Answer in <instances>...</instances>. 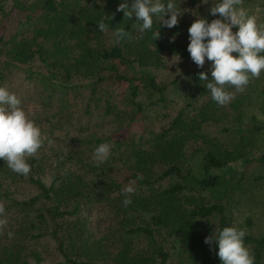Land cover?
Listing matches in <instances>:
<instances>
[{
	"label": "trees",
	"instance_id": "obj_1",
	"mask_svg": "<svg viewBox=\"0 0 264 264\" xmlns=\"http://www.w3.org/2000/svg\"><path fill=\"white\" fill-rule=\"evenodd\" d=\"M124 2L133 0L0 6L3 25L17 17L0 32V87L34 108L33 120L47 137L36 156L26 158V176L0 159V218L12 213L0 233V264H173V255L175 264H222L217 243L204 241L231 220L221 199L204 200L223 197L236 163L264 159V152L249 156L256 128L238 120L250 93H234L218 105L199 80L201 71L211 80L207 58L203 68L178 60L176 76L166 82L147 70L189 53L188 29L197 15L220 18L200 0H175L183 12L179 24L168 28L154 16L144 32L142 21L117 11ZM118 29L129 36L117 41ZM67 90H78L79 108H72ZM173 91L183 92L184 105L169 112ZM101 144L110 154L97 166ZM128 185L135 192L125 207ZM97 204L110 207L116 221L94 238L88 213ZM244 244L255 264H264V234L246 235Z\"/></svg>",
	"mask_w": 264,
	"mask_h": 264
},
{
	"label": "clouds",
	"instance_id": "obj_2",
	"mask_svg": "<svg viewBox=\"0 0 264 264\" xmlns=\"http://www.w3.org/2000/svg\"><path fill=\"white\" fill-rule=\"evenodd\" d=\"M208 4L209 0H200ZM243 0H217L210 8V14L220 18L212 19L200 17L191 23L189 32L188 52L193 62L200 68L205 64V58L211 62V80L205 72L199 73V80L206 81L205 88L210 90L212 99L218 105H225L234 98V93L226 86H232L237 91H243L252 78H259L264 71V23H258L256 15L242 7ZM117 11L131 19L133 15L137 21H142L140 32L150 30L153 17L168 28L179 24V17L183 14L175 0H133L119 4ZM167 15V19L165 16ZM237 31L233 32V27ZM100 31L106 30L104 20L98 24ZM117 41L128 37L124 29L116 32ZM160 36L157 30L154 39ZM179 60V59H178ZM31 111V110H29ZM47 137L42 135L40 127L29 112L21 106V100L0 87V159L7 162L8 167L17 174L28 175L31 166L26 158L36 156L43 147ZM51 143V141H48ZM110 154V146L101 144L95 150L94 159L97 166L104 162ZM135 192L132 185L125 186L123 205L132 203L131 195ZM5 213V204L0 202V217ZM6 218H0V233L6 227ZM9 232V238L12 237ZM246 231L235 226H225L215 236L205 237V243L211 245L213 240L218 245V257L222 264H255V257L245 246Z\"/></svg>",
	"mask_w": 264,
	"mask_h": 264
},
{
	"label": "rangeland",
	"instance_id": "obj_3",
	"mask_svg": "<svg viewBox=\"0 0 264 264\" xmlns=\"http://www.w3.org/2000/svg\"><path fill=\"white\" fill-rule=\"evenodd\" d=\"M10 2L11 0H0V6H2L4 11L8 9L11 4ZM216 2L217 0H209L208 4H202L201 2L200 4L206 8H211ZM242 7L249 14L256 15L258 23H264V0H243ZM16 18L14 16L10 20L8 18L5 25H3V19H1L0 32L10 23V25H16ZM178 59L184 61L189 67H193L192 65L195 64L190 57V53H187L184 57L172 55L170 58H166L162 64L148 67L147 70L154 75L157 81H170L177 74L176 62ZM173 63L174 66L172 67ZM227 89L232 91V93L246 91L250 93V98L244 103L238 120L241 126L248 130L256 128L254 134H249L248 141L250 144L248 145V150L250 154H253L249 156H257L260 152H264V71L261 72L259 78H252L243 91H237L232 86H229ZM67 92V98H71L69 101L70 105L72 103L74 104L72 108H79L80 97L75 93L78 90H67ZM182 93L173 91L168 94V97L172 100L169 103V112L175 111L184 105L183 98H181ZM77 103L79 105H76ZM22 107L26 112H29L30 119L35 118L33 115L34 108L32 106H26L24 101ZM230 121L231 118L227 120V122ZM227 122L226 124H228ZM250 158L249 162L242 164L236 163L234 165L236 171L233 172L229 181L228 190L223 197L218 198L207 194L204 202L212 203L215 200L221 199L220 203L223 205L226 215L230 218L232 226L245 230L246 235L258 237L264 234V159L258 162L252 157ZM240 173L242 176H240ZM24 194L23 196L25 197L28 192L24 190ZM8 212L12 211L8 210ZM113 213L110 207H105L101 204L94 205L91 212L88 213L90 214L88 217H91L89 227L94 231V238L99 237V231L102 229L114 225L116 219ZM11 216L12 213H9L3 218H6L9 223ZM93 216L97 218L94 219ZM211 222L214 228L216 219H211ZM169 241L167 239V243ZM262 262L264 263V258ZM172 263L175 264L174 255L172 256Z\"/></svg>",
	"mask_w": 264,
	"mask_h": 264
}]
</instances>
